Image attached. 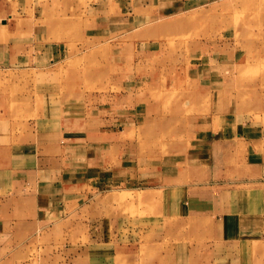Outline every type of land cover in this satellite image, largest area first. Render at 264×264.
<instances>
[{"label":"rangeland","instance_id":"rangeland-1","mask_svg":"<svg viewBox=\"0 0 264 264\" xmlns=\"http://www.w3.org/2000/svg\"><path fill=\"white\" fill-rule=\"evenodd\" d=\"M95 106L136 118L114 127V147L91 142ZM70 114L83 116L71 134ZM247 139L260 163L264 0H0V146L56 144L67 197L81 195L65 236L34 238L8 264H152L156 238L168 250L186 235L193 264L202 251L206 264H229L204 237L210 223L166 216L165 191L169 176H209L241 191L245 212L264 210V175L232 172L248 166Z\"/></svg>","mask_w":264,"mask_h":264},{"label":"crops","instance_id":"crops-1","mask_svg":"<svg viewBox=\"0 0 264 264\" xmlns=\"http://www.w3.org/2000/svg\"><path fill=\"white\" fill-rule=\"evenodd\" d=\"M94 110L91 112L95 113V120H102L100 128L96 126V132H91V142L95 143L97 148L107 144V141L109 146L119 144L115 135H112L114 127L122 125L123 121L124 125L131 124V121L136 119L133 114L118 115L99 106H95ZM84 111L86 112V109ZM80 115H63L65 128L62 132H75L71 130L81 124L83 116ZM228 129L231 134H236L239 140L243 138V135L236 132L237 126L231 123ZM247 141L249 146L245 161L248 166L244 171L234 166L232 172L248 178L261 177L264 175V155H261L260 163L252 159L253 152L250 147L253 146L254 139ZM124 143L126 141L121 145ZM51 145L46 146L53 148L51 153H40L39 146L35 145L33 148L32 142L0 146V263L8 264V260L14 261L15 256L33 243L34 238L49 236L50 239H55L65 236L61 224L71 220L70 215L79 208L76 199L78 196L80 198V193L70 198L66 194V186L69 187L70 184H65V153L58 149L56 144ZM167 179L170 184L166 186L165 192L171 198L170 204L175 213L166 216L173 218L179 225L210 223L212 229L210 230L208 225L209 230L204 237L214 239V249L222 250L218 256L228 259L229 264H264L262 208L259 209L256 205L250 212H245L248 204L242 203L241 191L219 186L209 176L196 181V185L191 184L193 178L188 176H169ZM72 185L76 190L77 184ZM142 194L144 198L153 195L150 191ZM173 232V229L167 231L171 234ZM185 237L186 244L181 242L180 245H171L168 250L165 249L167 244L162 240V236L159 240L156 238L155 245H158V241L161 245L152 264H178L184 260L193 264L195 246L193 242L188 241L190 235ZM201 254L203 263L206 264L209 253L202 251Z\"/></svg>","mask_w":264,"mask_h":264}]
</instances>
